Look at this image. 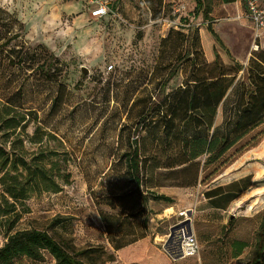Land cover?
<instances>
[{
	"label": "rangeland",
	"instance_id": "rangeland-1",
	"mask_svg": "<svg viewBox=\"0 0 264 264\" xmlns=\"http://www.w3.org/2000/svg\"><path fill=\"white\" fill-rule=\"evenodd\" d=\"M89 1L0 0V103L21 88L24 106L36 111L39 118L29 133H36L37 126L45 130L44 142L65 153L70 172L69 182H60L58 192L35 195L27 202L29 212L15 230L45 229L57 240H67L74 250L102 247L113 254L108 231L115 224H109L125 218L131 232L128 238H133L142 234L147 217V235L154 246L166 252L168 264H253L264 195L253 208L244 203L225 212L207 210L204 202V221L201 214L193 217V210L201 206L208 188L231 176L224 174L235 164L255 175V188L264 194V125L240 144L259 135L258 141L237 155L238 146L230 150V163L213 176L207 174L215 167L204 172V157L198 159V181L186 186L183 182L190 181L197 170L192 167L184 172L185 165L176 163L180 150L175 139L157 144L152 135L161 127L154 125L157 113L149 114L148 120L153 122L143 126L138 122L146 104L154 105L190 79L204 76V63H213V39L204 32L207 24L232 57L244 65L264 52V33L257 39L241 0H202L201 9L209 7L207 19L202 11L193 15L196 0H100L111 7L101 18L91 15ZM196 29L201 37L194 46L201 48L196 67L187 60L162 89L167 66L191 48ZM16 33L19 37L15 39ZM43 60L53 76L40 71L38 62ZM227 61L220 52L219 62ZM82 67L87 68L86 74ZM60 90L65 92L62 105L51 115ZM133 138L140 145L142 166L146 163L141 174L142 190L148 195L145 210L135 218L126 216L143 207L124 155L131 151ZM168 159L172 168H154ZM150 190L170 196L173 203L152 199ZM226 203L219 201V208ZM168 207L174 209L173 214L165 215ZM184 212L200 250L192 257L175 258L171 246L172 254L165 244L171 227L184 220ZM230 218H234L232 223H228ZM234 240L247 243L237 257ZM4 242L0 235V246ZM99 259L105 264H126L117 255L114 261H107V256ZM22 264L56 262L46 253L40 261L23 260Z\"/></svg>",
	"mask_w": 264,
	"mask_h": 264
},
{
	"label": "trees",
	"instance_id": "trees-1",
	"mask_svg": "<svg viewBox=\"0 0 264 264\" xmlns=\"http://www.w3.org/2000/svg\"><path fill=\"white\" fill-rule=\"evenodd\" d=\"M234 1L236 0H222L224 3ZM201 7L202 0H196L193 15L198 16L202 11L204 19H207L209 7L204 5L203 10ZM197 31L198 29L192 37L191 48H186L182 55L179 53L180 56L173 64L167 66L168 71L161 83L162 89L166 88L187 60L196 67V55L201 49L195 48V44L201 39ZM204 32L213 39L210 48L213 63H204V76L190 79L154 105L146 104V111L138 122L142 126L153 122L154 120H148L149 114L157 113L154 125L161 124V127L158 132L152 133L157 144H167L175 139L180 150L176 163L185 165L184 172L193 169L192 167L197 170L190 181L183 182L186 186H193L198 181V159L204 157V172L215 167L213 172L207 174L208 177L213 176L230 163L233 158V155L227 156L230 150L238 146L235 150L237 155L254 145L259 135L253 136L244 144L240 143L253 130L264 125V52L256 54L244 65L232 57L210 24L206 25ZM18 37L16 33L13 38ZM220 52L227 57L226 63L219 62ZM38 67L45 76L54 75V72L45 67L44 60L38 62ZM64 96V91H58L49 112L51 115L58 112ZM38 119L36 111L24 106L21 88L6 96L0 103V235L5 237V242L0 246V264H22L23 260L40 261L46 253L56 264H105L104 261L98 262L99 258L107 256V261H114L116 255L126 264H168L170 260L166 252L154 246L151 237L147 235V217L143 220L144 231L133 238H128L131 232L125 218L109 224H115L108 231L113 254L107 253L102 247L74 250L67 240L59 241L45 229L15 230L22 216L29 212L27 202L33 196L58 192L60 182H69L70 172L65 153L44 142L43 135L48 134L40 126L36 127V133L30 134L28 131ZM137 143V139L133 138L131 151L124 154L128 158V172L136 185L143 207L126 216L134 218L142 215L141 211L145 210L148 199L147 193L142 190L144 179L141 174L146 163L142 166L140 145ZM31 144L36 147L31 149ZM173 166L168 159L164 164H155L154 168L170 169ZM233 185L235 183L224 189ZM222 191L223 187H218L206 191L204 195L216 196ZM149 195L154 200L173 203V199L165 194L150 190ZM221 200H225L224 197H216L212 203L215 207H221L218 205ZM233 221L234 218H230L228 223ZM232 245L236 248L234 255L237 257L247 243L234 240ZM255 248L256 255L252 263L264 264V214L257 231Z\"/></svg>",
	"mask_w": 264,
	"mask_h": 264
},
{
	"label": "crops",
	"instance_id": "crops-1",
	"mask_svg": "<svg viewBox=\"0 0 264 264\" xmlns=\"http://www.w3.org/2000/svg\"><path fill=\"white\" fill-rule=\"evenodd\" d=\"M247 169L248 168H244L242 164H235L230 167L226 174H224L231 175L229 178L218 182L216 186L206 190L209 191L218 187H223V191L220 194L211 197L208 195L204 196L203 194L202 199L200 200L201 206H198L193 210V217L201 214L202 218L200 219L204 221V202H206L207 210L211 211V209H219L224 212L244 203H247L248 207L252 208L258 205L259 199H261V196L264 194H262L261 190L258 191V189L255 188L257 178ZM234 183L235 185L224 189V187ZM221 196L226 200V205L222 208L214 207V205H212V200L216 197L220 198ZM173 211L174 209H172V207H168L165 215L173 214Z\"/></svg>",
	"mask_w": 264,
	"mask_h": 264
},
{
	"label": "built area",
	"instance_id": "built-area-1",
	"mask_svg": "<svg viewBox=\"0 0 264 264\" xmlns=\"http://www.w3.org/2000/svg\"><path fill=\"white\" fill-rule=\"evenodd\" d=\"M241 2H243L245 15L251 20L258 39L264 33V0H241ZM89 3L92 4L91 15L95 18L104 17L111 12V7L108 2L90 0ZM255 47L258 48L257 45ZM184 215L185 218L181 222L189 221V219H186L185 212ZM169 245L172 248V253L180 255V257L195 256L200 250L197 237L190 229V222L189 226L185 224L175 231Z\"/></svg>",
	"mask_w": 264,
	"mask_h": 264
},
{
	"label": "water",
	"instance_id": "water-1",
	"mask_svg": "<svg viewBox=\"0 0 264 264\" xmlns=\"http://www.w3.org/2000/svg\"><path fill=\"white\" fill-rule=\"evenodd\" d=\"M82 71H83L84 74H86L88 70H87V68L82 67ZM189 215H191L190 212H189ZM185 224H187V225L189 226V221L187 220V221H185V222H180V223L175 224L174 226L171 227V229H170V234H169V236H168V240L166 241V244H165V249L168 250V252H169L170 254H172V253L170 252L169 243H170V241L172 240V238H173V236H174V234H175V231H176L177 229L181 228V227H182L183 225H185ZM174 257H175V258H178V257H180V255H176V256H174Z\"/></svg>",
	"mask_w": 264,
	"mask_h": 264
}]
</instances>
